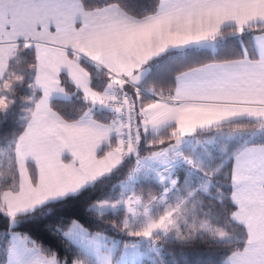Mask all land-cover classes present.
Returning a JSON list of instances; mask_svg holds the SVG:
<instances>
[{"label": "snow or ice", "instance_id": "1", "mask_svg": "<svg viewBox=\"0 0 264 264\" xmlns=\"http://www.w3.org/2000/svg\"><path fill=\"white\" fill-rule=\"evenodd\" d=\"M17 115L0 264H69L18 230L67 206L89 225L52 229L70 264L199 242L264 264V0H0V124Z\"/></svg>", "mask_w": 264, "mask_h": 264}, {"label": "trees", "instance_id": "2", "mask_svg": "<svg viewBox=\"0 0 264 264\" xmlns=\"http://www.w3.org/2000/svg\"><path fill=\"white\" fill-rule=\"evenodd\" d=\"M18 119L19 116L17 115L14 119L0 124V137L10 136L15 130V120ZM225 131L228 132L230 129H225ZM118 182V179L113 180V183ZM144 191H154V189L145 188ZM74 218L79 219L82 223L85 222L86 227L89 226L78 206H67L54 209L50 213L47 209L41 210L35 219L21 225L18 230L25 234H30L33 239L42 243L44 247L58 251L62 256L65 254L69 255L70 263L71 252L68 244L54 234L52 229L60 226L65 230ZM3 227V221L0 220V230H2ZM91 228L95 230L94 225L91 226ZM169 251H172V249L169 248ZM174 255L179 260L180 264H218V261L221 259L220 251L210 248L203 242L194 243L192 246L185 249L177 248L174 250Z\"/></svg>", "mask_w": 264, "mask_h": 264}, {"label": "rangeland", "instance_id": "3", "mask_svg": "<svg viewBox=\"0 0 264 264\" xmlns=\"http://www.w3.org/2000/svg\"><path fill=\"white\" fill-rule=\"evenodd\" d=\"M70 225H71V223H70ZM70 225H69V226H70ZM65 230H67V228H66ZM69 264H70V263H69Z\"/></svg>", "mask_w": 264, "mask_h": 264}]
</instances>
